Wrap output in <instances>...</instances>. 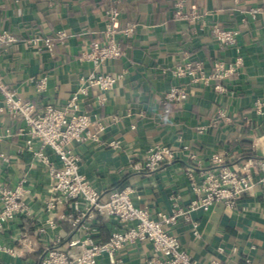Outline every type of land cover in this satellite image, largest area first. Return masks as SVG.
I'll return each mask as SVG.
<instances>
[{
  "label": "crops",
  "instance_id": "obj_1",
  "mask_svg": "<svg viewBox=\"0 0 264 264\" xmlns=\"http://www.w3.org/2000/svg\"><path fill=\"white\" fill-rule=\"evenodd\" d=\"M111 8L120 11L119 31L132 26L136 33L133 38L120 34L122 57L99 69L121 76L106 94V102L95 88L83 106L105 129L97 139L73 145L80 173L104 201L115 191L132 188L135 205L155 217L176 205L188 207L194 200L188 178L190 154L201 161V170L213 168V154L227 153V164L234 169L250 155L264 158V24L250 16V10L264 9V0H0V33L11 32L17 38L16 43L0 44V72L6 85L40 109L48 104L64 106L94 71L93 62L82 55L92 42H106ZM194 13L201 17L193 21ZM212 23L238 30L237 43L222 48L211 36ZM59 32L66 38L59 39ZM46 38L55 43L52 53L40 50ZM187 61L202 63L207 73L217 62L240 64L224 82L190 86L188 100L170 104V113H165V95L173 86L188 83L172 70ZM44 76L48 79L42 92L39 83ZM23 126L11 115L0 114V133L11 131L0 143V186H21L31 211L0 230V244L13 251L0 250V264H40L50 248L67 251L74 240L91 237L96 243L107 242L121 229L118 220L98 217L84 230L73 225L75 205L48 210L53 179L36 153L42 152L58 168L62 162L39 141L30 150L26 137L19 134ZM156 145L176 150L175 159L154 173L137 169ZM201 170L195 173L197 181L203 178ZM79 206L84 209L85 203ZM61 215L73 217L57 227L47 224L49 218ZM192 218L199 223V239L185 220L171 232L198 264H245L247 259L264 264L260 186L245 194L237 209L218 203L207 212L193 211ZM118 255L121 264H147L155 252L151 243L141 241L125 246Z\"/></svg>",
  "mask_w": 264,
  "mask_h": 264
},
{
  "label": "built area",
  "instance_id": "obj_2",
  "mask_svg": "<svg viewBox=\"0 0 264 264\" xmlns=\"http://www.w3.org/2000/svg\"><path fill=\"white\" fill-rule=\"evenodd\" d=\"M108 25L105 34L106 42L91 43L90 48L82 55L83 60L93 62L94 71L83 81L79 89L74 92L64 106L48 104L39 108L36 104L18 97L16 92L6 85L0 72V114H9L15 120L22 121L24 126L19 134L26 137V144L33 150L36 141L41 142L43 148H51L60 158L62 167H56L42 152L36 154L49 166L50 176L53 179V196L48 202V210L55 212L59 206L73 204L76 215H61L51 217L47 224L57 227L64 220L73 221L76 228L89 230L91 222L98 217L108 221L116 219L121 229L116 230L109 240L96 243L91 237L85 240H74L70 249L65 251L56 247L50 248L42 258L40 264H121L118 253L127 245L139 242L152 244L155 256L147 264H198L182 247L177 235L171 229L181 220L190 223L195 239L201 237L199 223L192 218L193 211L207 212L212 206L223 203L228 209H237L240 199L254 187L260 186L264 190V158L253 157L248 159L239 168H232L227 164L228 154H213L211 157L212 169L201 170L202 163L195 154H190L192 165L188 168V178L191 180L194 200L188 207L176 205L171 212H160L154 217L146 208L137 207L132 199V188L113 192L109 199L104 201L102 194L87 181L80 173V159L73 151L75 143H84L97 139L99 132L105 129V124L98 118L83 109L91 90L100 92V100L106 102V94L115 88L121 76L102 73L100 67L109 60H117L123 52L118 41L121 34L125 38L135 36V28L130 26L122 30L117 23L120 11L111 8L107 12ZM253 19H260L264 24V9L250 10ZM183 17V16H182ZM201 16L192 15L193 21ZM209 31L213 39L222 47L234 46L237 43L239 31L212 23ZM59 39L66 38L63 32L58 33ZM17 42L16 36L11 32L0 33V44H13ZM55 43L51 38L43 40L40 50L52 53ZM240 62L227 65L217 62L212 72L207 73L200 62L187 61L178 64L173 75L180 80H187L185 85H175L165 95L164 112L170 113L169 105L183 104L190 95V86L209 84L212 81L224 82L237 70ZM47 77L41 78L39 90L46 91ZM218 89L222 90L221 86ZM261 106V104H259ZM260 111V110H259ZM97 117V116H95ZM96 124L95 132L92 131ZM202 131V130H201ZM11 136V131L0 133V143ZM112 145L116 146L115 143ZM189 150L188 147L183 148ZM142 164L136 168L148 172H157L164 164L170 163L176 157L177 151L164 146H153ZM200 169L203 176L201 181L195 179L196 171ZM24 189L21 186L9 188L0 186V230L19 216L30 215V209L24 200ZM80 202L85 208H80ZM44 231V229H42ZM0 250L8 253L13 251L0 244ZM107 260L103 262V259ZM245 264H252L247 259Z\"/></svg>",
  "mask_w": 264,
  "mask_h": 264
},
{
  "label": "trees",
  "instance_id": "obj_3",
  "mask_svg": "<svg viewBox=\"0 0 264 264\" xmlns=\"http://www.w3.org/2000/svg\"><path fill=\"white\" fill-rule=\"evenodd\" d=\"M248 158H249V159H251V158H253V156H252V155H250Z\"/></svg>",
  "mask_w": 264,
  "mask_h": 264
}]
</instances>
